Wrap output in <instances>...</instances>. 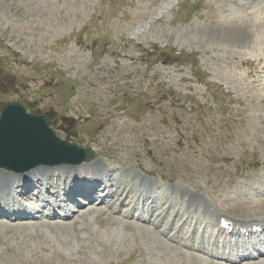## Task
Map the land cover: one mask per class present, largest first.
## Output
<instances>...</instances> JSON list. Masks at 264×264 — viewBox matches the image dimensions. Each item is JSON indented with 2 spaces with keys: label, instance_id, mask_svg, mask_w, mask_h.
<instances>
[{
  "label": "rangeland",
  "instance_id": "rangeland-1",
  "mask_svg": "<svg viewBox=\"0 0 264 264\" xmlns=\"http://www.w3.org/2000/svg\"><path fill=\"white\" fill-rule=\"evenodd\" d=\"M14 102L49 116L57 137L94 153L91 162L111 163L112 183L125 181L122 165L156 183L161 203L178 186L233 214L264 200L255 198L264 193V0H0V115ZM122 202L113 194L108 214L120 220L90 217L91 231L74 219L41 222L44 214L0 217V264H233L196 251L195 224L178 238L186 246L170 240L186 211L175 220L170 210L157 227L163 207L146 208L141 221L133 201ZM252 208L264 212V202ZM195 236L216 257L228 254L210 229ZM259 256L240 264H264Z\"/></svg>",
  "mask_w": 264,
  "mask_h": 264
},
{
  "label": "bare ground",
  "instance_id": "bare-ground-1",
  "mask_svg": "<svg viewBox=\"0 0 264 264\" xmlns=\"http://www.w3.org/2000/svg\"><path fill=\"white\" fill-rule=\"evenodd\" d=\"M231 14H232V16L235 17L234 14H236V13L231 11ZM85 166H88V164L84 163L82 165H74L71 163H66V164H60V165L54 166L53 168H51L49 166H39L36 169L31 170L30 172L21 173L20 176H17L16 173H14L12 171L9 172L8 170L0 169V194H1L0 200L11 199L10 196L5 197L4 195H2V191H3V189L12 186L13 182H15V178H18L19 180L26 181V182H35L36 179H38L39 175L43 176V177L47 176L50 179H53V177L51 175V171H54L56 173L58 172L61 177H65L67 180L70 179L71 176H73V175H74V177L75 176H85L86 178L93 179L94 177H96V175L98 173H101V174L106 173L107 179L112 178V176L106 171V169L99 163L90 164V168H88L87 171H84L85 172L84 174H81L79 171V167H85ZM124 167L125 166H123V168ZM77 178H79V177H77ZM255 178H257V177H255ZM104 179H102V180H104ZM252 179H254V178H252ZM94 182L97 184V187L94 188L95 191H99L102 187H104L106 182H108L109 184L111 183L110 181L97 182V180ZM139 182H142V186L140 187V189H144L143 192L141 193V195L148 194L149 190L154 188V184H152V183L148 184V182L144 181L143 179H138L135 183L137 184ZM118 188H119V185H118ZM107 189H108L107 190L108 194L106 196H104V198L102 199V202H101L102 206L100 208L90 209L89 210L90 212L83 211L81 209V212L78 216H75L74 214L71 215L69 212H66L64 215V218L62 220H70V219L74 218L73 224H75V222L79 223L81 221H84L85 223L88 222V229L90 231H91V228L93 227L92 226L93 221H90V217H93L94 221L98 224H99V221H102V223H103L102 225H105V223L109 224L111 221L108 218H103V216L105 215L106 209L114 211V207H113V205L105 206L104 204L107 200H109V197H111V194L116 193V191L114 188H107ZM180 189L182 190V195H183L184 199L185 200L187 199V201H188V204H187L188 210L194 211L195 213H201L204 218L209 216L211 218L210 220H212V221L214 220L216 222L217 227L221 224L222 219H227L229 222H231V226L234 227L235 230L246 229L248 231V230L254 229L255 227L259 228L264 223V212L263 211H257L255 208H252L253 202L258 203V204H262L264 202V200H262V201L247 200V201H245V203H247V205L243 204L244 202L241 201L242 202V209L237 210L233 214L231 212L232 207H230L228 209L225 206V210L228 213V215L226 216V214L224 213V211L221 210V208L219 207L220 205L215 201L214 198L203 195L199 191H194V190H190V189H183L181 187H180ZM180 189H177L174 193H181ZM132 193H133V189L128 184H126L124 187V191H123V197H124L123 201H125L128 196H131ZM103 194H105V192ZM118 195L121 196V194H118ZM47 198H50V196H47ZM215 202L218 204V206L216 205ZM87 203L90 204V199H87ZM141 203H143L142 204L143 206H149L152 209L155 207L154 205L156 203H158V200H154L151 204H148L146 201H144V202L139 201L137 204H141ZM214 205H215V207H214ZM34 207H32V210L42 211L41 205H39L36 208H34ZM80 207L82 208L83 206H80ZM181 208H183V207H181ZM11 210L12 211L16 210V206L13 205L11 207ZM252 210H254L256 212L255 216L251 215ZM83 212H85V213L87 212L86 215H84V214L82 215ZM242 214H244V215H242ZM51 215H52L51 213L48 214L49 219H51V217H52ZM160 216H162V215L160 214L159 217ZM249 217H252V218H249ZM151 218H152V214L149 217L148 221H150ZM62 223L65 224L66 222H62ZM73 224H71V226ZM67 226H69V225H67ZM129 228H131V227H129ZM37 230H39V229H37ZM180 231H182V229L179 230V232ZM72 232H73V235L75 237H80L83 233V231H81V230H74ZM134 234H136V233H134ZM173 240H174V238H173ZM201 243H205V241L202 240ZM255 244H256V248H258L261 245V241H260V244H257V243H255ZM247 245L250 246V243ZM234 246L232 248H237L238 250L240 249V247H238L237 245H234ZM232 248H229V249L232 250ZM48 249H49V247L45 248V251H47ZM53 252H56V249H53L51 251V253H53ZM252 254L253 253H246V254H243L241 257H234V258L230 257L227 259L234 261V262H239V261L244 262V261L251 260L253 258ZM261 256H262V254H261Z\"/></svg>",
  "mask_w": 264,
  "mask_h": 264
},
{
  "label": "water",
  "instance_id": "water-1",
  "mask_svg": "<svg viewBox=\"0 0 264 264\" xmlns=\"http://www.w3.org/2000/svg\"><path fill=\"white\" fill-rule=\"evenodd\" d=\"M49 118L28 114L27 105H7L0 119V167L25 172L39 165L80 164L92 159L88 150L62 141Z\"/></svg>",
  "mask_w": 264,
  "mask_h": 264
}]
</instances>
